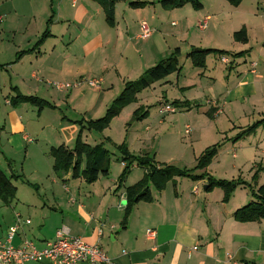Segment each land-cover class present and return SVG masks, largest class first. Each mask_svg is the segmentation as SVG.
I'll use <instances>...</instances> for the list:
<instances>
[{
	"label": "crops",
	"instance_id": "crops-1",
	"mask_svg": "<svg viewBox=\"0 0 264 264\" xmlns=\"http://www.w3.org/2000/svg\"><path fill=\"white\" fill-rule=\"evenodd\" d=\"M130 1L133 0H127V5ZM148 1H152L150 7H148L149 5L140 8L132 7L133 10H125L123 14H120L117 2L113 6L114 23L111 26L106 21L104 6L99 0H0V15L2 16L0 40L4 41V43H0L1 61H3V64H0V93L3 89H7L4 94V103L13 106L10 111H7V113H12L9 129L5 130V126H0L1 151L2 149L7 152L23 150L26 155L24 160L29 165H36L41 161L46 167H52V159L46 154L45 147L48 144L47 142H45L46 144L42 143L38 138L44 135L45 130L42 128V130L35 128L25 130L24 117L21 116L20 120L18 117L20 115L17 107L19 103L12 102V99L18 96L16 92L19 91L21 95H33L49 102L43 98L44 94L43 97H40L37 93H40L42 85H46L51 79L67 80L71 78L77 80L84 78L86 74L98 75L102 78V82L107 80L104 91V107L106 108L107 99H109L108 107V103L121 92L127 81L136 80L146 69L154 65L165 51L170 52L172 47H176L179 48L181 55L182 46L180 43L186 41L184 36L188 34L192 24L199 23L200 25L203 20L204 26L199 27L198 25V27L205 28L204 34L209 32L215 36L221 35L226 27L227 22L223 17H218L213 22L208 12L203 14L202 20L199 18L198 20L194 19V22L187 21L186 12H192L194 8L189 3L179 8L166 10L164 7H159L156 0ZM201 5V8H194L195 12L201 14L205 10L202 1ZM222 5L226 6L224 2ZM151 6L153 11L148 9L152 8ZM176 10H179L178 12L183 15L182 20L167 22L170 14H177L174 13ZM215 13L217 14V12ZM254 13L256 15V12ZM246 21L248 22L247 19L233 21L234 24L229 33L244 29L248 41L250 28ZM142 22H146L151 28V35L147 38L140 37ZM170 24H174L175 28H171ZM185 24L187 27L184 26ZM46 30L47 35L36 46L37 41ZM229 33L226 32V34ZM171 38L176 42L169 44L168 40ZM136 40H145L146 47L137 48ZM184 43L189 46L186 49L203 48L199 43L188 41ZM217 47L219 46H209L208 49L225 50ZM239 48L241 50L234 52L243 54L235 64L233 61L231 62L229 54L219 55L220 62L223 63L221 70L225 69V71L220 73V76L212 77V82L213 84L220 82L217 79L219 76L220 80L224 82V87L218 95L215 94L217 100L209 98L206 100H211L212 105L210 104L207 111L214 109L212 113L214 118L234 103H247L249 97L260 95L261 99H264V70H256L258 64L252 59L250 49L245 44L243 46L241 44ZM136 52H139V58L136 57ZM229 53L234 54L232 51ZM4 54L9 55L10 58H5ZM144 56H146L145 59ZM224 57L228 59L227 62L222 60ZM134 59L135 62L132 63L131 60ZM242 61L244 63L240 65ZM205 68L208 69V65L205 64ZM239 68L241 69L239 70ZM201 74L204 75L203 72ZM170 76L160 82L168 81ZM176 78V86L180 88L183 95L177 100L187 101L190 104L197 101V97L187 96V94L200 93L197 89L202 85L203 77L190 80L180 77L178 72ZM23 88L28 92H22ZM59 93L58 96H52L51 99L54 101V105L51 106L52 111L47 109L51 112L47 114L45 121L41 124L49 125L51 129L54 126L50 122L56 120L59 123L61 119L58 124L59 132L63 133V136H68L63 138L59 145H52L51 148L65 145L68 149H72L74 146L63 141L79 132V121L85 122L91 119L86 118L85 115L81 119H69L74 123H65V118L56 114L55 109L59 105H56L55 98L65 100L71 91ZM76 96L78 94L74 95V97ZM164 98L167 99L165 95ZM140 100V95H137L136 102H140ZM256 102L260 104L259 101ZM45 109L44 106L39 107L37 118H42L41 115L44 114ZM176 109L181 108L176 107ZM257 115L260 117L258 119L264 118V112H259ZM48 116L51 120H48ZM228 119H230L229 116ZM146 130L150 133V126H147ZM89 132L88 129L82 130L83 142L90 146L98 144L87 142L86 135ZM4 133L6 134L3 135ZM47 137L50 135L47 134ZM227 139H230L229 135H227ZM43 140L46 141V139ZM258 140L256 151L260 154L261 162L264 164V132L260 133ZM250 146L246 145L244 140L239 145L241 154L236 155L234 152L233 156L236 159H243L245 152L248 151L247 148H254ZM227 150V147L224 151L219 150L205 169L216 178L222 177L217 170L221 168L227 156ZM197 154L195 160L200 153ZM257 155L252 154L249 158H244L245 161L241 160L242 162L235 160L229 164V168L235 172L241 166L239 171L244 173L242 167L248 165L253 159L255 160ZM154 159L157 162H164L155 157ZM85 164V156H83L82 169ZM141 172L137 181L143 176V168H141ZM250 173L247 171L249 180L246 181L251 182L253 187L264 184V171L259 172L255 182L251 181ZM6 175L8 176V174ZM100 175L99 173L92 182H87L81 175L73 178L70 168L66 173H61L62 185L68 194L71 190L69 184L76 186L77 191L81 192L83 182L86 181L89 186L95 185L100 180ZM236 176L237 174L233 177ZM116 183L113 181V184H110L107 179L102 181L99 186L89 189V192L83 195V197L86 196V201L69 196V199L67 198L64 203L60 198L61 195L57 192L52 193L51 199L40 201L41 204L33 201L30 209L33 212H38L40 221L35 222L34 216L32 218L29 213L24 215L22 212L14 211L12 220L1 229L0 237L6 236L9 227L16 222V215L19 214L22 220L29 219L30 222L21 223L17 229L13 238L15 245H20L24 239H30L38 248H41L47 241L55 238L58 228L65 226L72 235L79 236L91 244L97 243L108 257L106 264H264V219L241 222L233 217L234 211L249 201L245 191L242 195L232 193L230 199L223 202L222 194L216 192L214 188L211 191L206 190L205 178L192 180L188 177L175 176L174 181L167 182L161 191L151 187L153 200L150 202L139 201L134 204L124 224L127 200L124 188L116 189ZM202 186L204 191H201ZM214 192H216L215 195H213ZM14 198L15 195L8 202H3L9 203ZM149 229L154 230L153 236L147 233ZM194 245H197L198 248L193 251L190 247ZM24 264L50 263L48 261H28Z\"/></svg>",
	"mask_w": 264,
	"mask_h": 264
},
{
	"label": "rangeland",
	"instance_id": "rangeland-1",
	"mask_svg": "<svg viewBox=\"0 0 264 264\" xmlns=\"http://www.w3.org/2000/svg\"><path fill=\"white\" fill-rule=\"evenodd\" d=\"M158 1L159 0H156L157 3H159ZM201 1L204 4L205 10L201 14H199V12H195L194 8L193 10L190 8L192 12H186V16L188 17L187 21L194 22L199 18V20H202L203 14L205 12H208L212 17L213 22H215L218 17H223L227 23L226 27H224L223 33L216 36L212 35L209 32V34H204L205 32L203 31L205 28L200 29V26L198 27L199 23L197 25L192 24L188 34L185 35L184 33V40L186 41L180 43V45L182 46L180 49L182 51V54L179 55V57L176 55L179 59V65H181V69L179 71L180 77H186L190 80L192 78L203 77L202 85L199 86V89H197V91H200V93L196 95L193 93L187 94V96L197 97V101H195L196 104H194L195 102L193 104L191 103L190 106H188V109L180 106L181 109H176V111L173 113L159 112L160 104L164 103L165 100L168 99V101L171 102L172 100L183 97L180 88L176 86L177 72H174L171 74L168 81L166 80L165 82H156L151 87H148L138 93L141 98L140 102L138 101V103L135 101L127 103L124 107H122L119 113L111 119V122L107 128L102 131L88 130L90 132L88 135H86L87 142H89L90 144L103 143L104 148L107 149L106 158H109V173L108 175H105L100 172V180L97 182V184L89 186V184L85 181L82 183L80 189L81 192L77 191L76 186L74 187V185L69 184L71 187L70 193L68 194L66 192L67 190L65 191V187H63L62 185L63 179L61 173H66V171H57V169H54L53 158L52 156L50 157L49 150L52 145H59L60 142H62L63 138H66L68 135L63 136V133L61 134L59 132L58 124L61 122V119L59 123H57L56 120L50 122L51 125L54 126L51 129L49 128V125L41 124L45 121L47 114L52 111L51 106L54 105V101L51 99L52 96L60 95L59 92L66 93V90H59L52 83L60 81H67L72 83L74 80H72L71 78L67 80L51 79L47 82L46 85H42L39 91L40 93L37 94L40 97H43L42 95L44 94L46 97L44 96L43 98L49 101L42 103L46 108L44 110V114L41 115L42 118H37L38 110L40 107L38 104L31 101L20 102L21 99L19 98V104L17 107L20 111V115L18 117L19 120L21 116L24 117L23 120L25 130H33L34 128L36 130H45L44 135H41L38 138L42 141V143L46 144L45 142H47L48 144V146L45 147L46 154L47 157L52 159V167H46L43 161V163L39 161L36 165H29L28 162L24 160L26 155L23 150L20 152H7L2 149L1 151L2 146L0 145V169L5 174H8V176H11L10 172L18 175V177L14 176L11 178L13 184L16 186L15 198L9 203H4L0 200V232L1 229L5 227L4 225L12 220L14 211L16 213L18 211L20 213L22 212L24 215L29 213L32 218L34 216L35 222H39L40 215H38V212H33L30 209L31 203L35 201L41 204L40 201H46L48 200L47 198L51 199L53 192H57L59 195H61V200L66 203L67 198L69 199V196H73L78 200L86 201V196L83 197V195L87 194L89 192V189H93L94 187L99 186L101 182L106 179L110 184H113V181H116L117 187L118 180L119 178H121L120 176L125 169V166L121 163L123 156L120 149L118 148V146L122 143L124 145H128L129 152L132 154L141 155L144 153H149L156 159L163 160L164 163L177 166L178 168L193 166L194 162L196 161L194 159L195 155L199 151L207 146L221 143L219 150L224 151L226 147L228 148V150L227 156L225 157L221 168L217 167L219 168L217 171L221 173L220 175L223 179H235L237 180V182L238 179L245 181L246 184H237L236 188L233 191V194L240 193V195H242L245 191V193L249 197L247 198V200H249L248 202L253 199L251 192L252 190L256 191L259 186L257 185V187H253L251 182L246 181L249 180V174H247V171L251 172V181H253L252 176L256 172L264 171V167H261V165L264 164H262L261 162L262 160L260 158V154H258L256 151V143L257 141H259L258 138L260 136V133L264 132L262 131V128L264 127H257L255 129V132L251 131L244 137H241L239 139H236V136L239 135L248 126V124H253L258 120V118H260L257 114L259 112H264V109H262V107H264V99H261L260 95L258 97H249L247 99V103H234L228 108H225V110H223V112H221L215 118L213 116H210L207 109L208 107H210L211 100H206H208V98L215 100V94L218 95V93L221 92L224 87V82H222L219 78L220 73H223L225 71V69L221 70V66L223 65V63L220 62V54L213 51L205 53L204 64L208 65V69H206L205 66L201 68L196 67L193 64L191 57H189V55L187 54L191 51L197 52L201 49H208L209 46L214 45L219 46L217 48L225 49L229 52L232 51V53L237 54L238 52L234 51L241 50L239 46L241 44L242 46L245 44L246 47L250 49L252 59L258 64L256 70H264V0H240L237 4H230L226 0H199L200 3ZM117 2L120 14H123V11L125 12V10L128 9L133 10L132 6H130L129 4L127 5V0H115L114 5ZM222 2L226 4L225 7H223ZM151 4L152 3L147 4L149 5L148 7H150ZM159 7L162 8L160 3ZM148 9H150V11H153V7ZM166 10L171 9L167 8ZM178 11L179 10H176V12H174L177 14H170L167 22L170 23L172 20H182L183 15H181ZM215 12H217V14ZM254 12H256V15ZM237 19L239 21L242 19L248 20V22L246 21L248 27L250 28L248 41L236 40L234 37L235 31L232 34L229 33L230 28L233 27V21L237 22ZM201 22H203V20ZM184 26H186V24ZM170 27L175 28V25L173 24ZM182 30L184 31L186 29ZM226 32L229 34H226ZM144 41L145 40H136L135 42L137 48H141L142 46L146 47V45H144ZM187 41L199 43V45L203 48L200 49L198 47H193L186 49V47L189 46H186L187 43L184 42ZM1 42L4 43V41L0 40V43ZM175 42L176 41L172 38L168 40L169 44H173ZM149 46L151 47L150 44ZM175 48L176 47H172L170 49V52L165 51V53L159 57L158 61L168 58L171 52L175 50ZM1 50L2 49L0 48V52ZM4 55L5 58H10L9 55ZM228 56L230 57L231 62L233 61L234 64L240 57L231 54H229ZM1 57L2 53H0V64H3V61H1ZM136 57L139 58V52H136ZM145 58L146 56H144V59ZM131 62L134 63L135 59L131 60ZM243 63L244 61H242L240 65H243ZM240 69L241 68H239V70ZM202 72L204 73L203 76L201 74ZM216 75H219L217 76V79L220 82H218L217 84H213L212 77L214 78L216 77ZM88 78H100V76L86 74L83 79L88 80ZM106 84L107 80L101 82L99 88H91L87 85V82H84L77 87H73L69 90L71 91V93L69 94L67 99L59 100L55 98L56 105H59V107L55 109L56 114H59L61 117L65 118V123H74L70 120L79 118L81 119L83 116L85 117V115L88 119H97L102 117L113 101L112 99L108 103L107 107V101L109 100L107 99L106 108L104 107V91L106 89ZM116 86L117 85H115V88H117ZM6 91L7 89H3L0 93V126L3 125L5 126V130H8L12 122V113H7V111H10L13 106L8 103H4V94ZM26 91L27 89H22V92ZM16 93L18 95H21L19 91ZM75 94H78V96L74 97ZM164 95L167 99L164 98ZM256 101H259L260 104ZM190 107L191 109H189ZM47 109H51V111ZM136 109H138L137 113H135ZM143 110H145L146 113L141 116V112H143ZM228 116L230 119H228ZM48 120H51L49 116ZM186 125L190 126L189 133L184 132ZM147 126H150V133L146 130ZM258 128L260 129L257 130ZM5 134L6 133H4L3 135ZM47 134H49L50 137H47ZM54 134H56L57 136H54ZM77 134L78 132L76 133V135L74 134L72 137L65 139L63 142H66L73 147L76 141ZM227 135L230 136V139H227ZM81 138L83 139L84 136L81 135ZM43 139H46V141ZM244 140L246 145H251L250 147H254L247 148L248 151L245 152L244 158H249V156H251L252 154L258 155L256 156L255 160L253 159L248 165L242 167L244 173H240L239 171L241 169V166L239 167L240 169H237V171L234 172L229 168V164L233 163L235 160L245 161L244 158L236 159L233 156L234 152H236V155L241 154L239 145L240 143H243ZM0 142L2 143L1 132ZM133 166L134 167H131V169L125 176L124 185L133 184L137 181L138 178H140L142 174L140 167H135L134 164ZM71 167L73 166L71 165ZM235 174H237V176L234 178L233 176H235ZM214 190L222 194L223 199L222 189L215 186ZM201 191H204L203 186L201 187ZM216 192H214L213 195H215ZM248 202H246L245 204H247ZM64 212H67V210H64ZM190 248L194 251L198 248V246L194 245Z\"/></svg>",
	"mask_w": 264,
	"mask_h": 264
},
{
	"label": "trees",
	"instance_id": "trees-1",
	"mask_svg": "<svg viewBox=\"0 0 264 264\" xmlns=\"http://www.w3.org/2000/svg\"><path fill=\"white\" fill-rule=\"evenodd\" d=\"M101 4L104 6L106 21L109 25H113V13H114V2L115 0H99ZM231 4H237L240 0H228ZM162 7L165 9H174L184 6L187 3H190L194 8H201V3L199 0H159L158 1ZM152 3V1L148 0H136L130 1L129 5L133 8H140L146 6L147 4ZM47 35V30L43 33L41 38L37 41L36 46H38L43 38ZM234 37L236 40L247 41V33L244 29L236 31L234 33ZM216 52L220 55H226L229 52L225 50H217L213 48L209 49H201L198 52H190L187 55L191 57L193 64L196 67H204L205 66V53L207 52ZM230 54V53H229ZM243 53L239 52L237 55L241 56ZM180 55L179 48H175L173 52H171L170 56L166 59H161L156 62L153 66L146 69L136 80L127 81L124 84L121 92L113 99L110 106L107 108L105 114L97 119H91L88 121H79L80 130L77 134L76 141L74 147L72 149H68L65 145H60L58 147H52L49 151V154L53 158V167L57 171L65 170L68 171L70 168L72 170V177L76 178L78 176H83L87 182H92L98 177V174L101 172L103 174L109 173V158H106L107 150L104 148L103 143H98L94 146H90L87 143L83 142L81 135L83 129L88 130H97L102 131L107 128L111 122V119L119 113V111L124 107L127 103L135 102L137 100V95L142 90L151 87L156 82L164 80L166 77L171 75L174 72H179L181 69V65H179L178 57ZM23 101H31L38 104L40 107L43 106L42 103L45 101L39 97L33 95H18L12 102L14 104ZM171 103L180 108L190 106V103L187 101H179L177 99L172 100ZM138 109H136L135 113H137ZM214 109L208 111V114L212 116ZM146 113L145 110L141 112V116ZM257 127H264V118L258 119L253 124L248 125L239 135L236 136V139L244 137L251 131L255 132ZM221 143H216L206 147L201 153L197 156L195 165L192 167H184L178 168L171 164L157 162L153 156L148 153H144L141 155H135L128 151L127 145L121 144L118 148L121 151L123 156L121 162L125 166L123 173L121 174V178L118 180L117 188H124L125 198L127 200L125 215H124V224L126 222L127 217L131 212V208L134 204L139 201H147L150 202L153 200V196L151 193V187H153L157 191H161L165 188L167 182L174 181L175 176L180 177H188L192 180H201L206 179V190L210 191L215 186L220 187L223 191V202H227L237 184L245 183L241 179L237 180H227L223 178H216L209 174L205 169L211 163L214 156L218 153ZM85 156L86 164L83 169H81V161L82 157ZM139 166L144 169L143 176L137 182L132 185H128L124 187L125 176L127 172L133 167ZM71 165L73 167H71ZM259 172H256L252 176V180H257ZM18 177V175L7 176L0 169V199L4 202H8L11 200L16 192V187L13 185L11 178ZM249 185V184H248ZM252 200L247 204L237 208L234 213V219L245 222V221H255L264 219V184L260 185L256 191L252 190L251 192Z\"/></svg>",
	"mask_w": 264,
	"mask_h": 264
},
{
	"label": "built area",
	"instance_id": "built-area-1",
	"mask_svg": "<svg viewBox=\"0 0 264 264\" xmlns=\"http://www.w3.org/2000/svg\"><path fill=\"white\" fill-rule=\"evenodd\" d=\"M2 16L0 15V22ZM200 27L204 26V22H200ZM151 35V28L146 22L140 24V37L147 38ZM227 62V58L222 59ZM87 82L91 88H99L102 78H83L74 80L72 83L50 82L59 90L69 91L73 87H77L82 83ZM176 107L168 102H164L160 106V112L173 113ZM185 133L190 132V126L186 125ZM29 223V219L22 220L20 215H16V222L9 227L5 237H0V263L24 264L28 261H48L50 264H106L108 257L104 250L95 243L91 244L83 240L79 236L72 235L68 228L62 226L55 232V238L47 241L45 245L38 248L30 239H24L20 245L13 243V238L21 223ZM147 233L150 236L154 235V230L149 229Z\"/></svg>",
	"mask_w": 264,
	"mask_h": 264
}]
</instances>
